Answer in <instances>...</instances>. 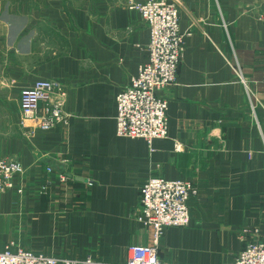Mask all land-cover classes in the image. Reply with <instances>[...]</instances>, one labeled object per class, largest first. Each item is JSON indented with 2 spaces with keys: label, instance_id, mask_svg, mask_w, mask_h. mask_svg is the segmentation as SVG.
<instances>
[{
  "label": "crops",
  "instance_id": "crops-1",
  "mask_svg": "<svg viewBox=\"0 0 264 264\" xmlns=\"http://www.w3.org/2000/svg\"><path fill=\"white\" fill-rule=\"evenodd\" d=\"M124 1L0 0V160L24 169L23 193L0 196V249L125 264L130 247L153 244L137 219L140 189L164 178L199 194L159 257L232 264L264 241V0H173L185 53L177 84L161 92L169 135L151 145L116 135V96L150 39ZM39 80L67 92L66 123L49 131L21 124L20 93Z\"/></svg>",
  "mask_w": 264,
  "mask_h": 264
},
{
  "label": "built area",
  "instance_id": "built-area-1",
  "mask_svg": "<svg viewBox=\"0 0 264 264\" xmlns=\"http://www.w3.org/2000/svg\"><path fill=\"white\" fill-rule=\"evenodd\" d=\"M123 3L139 13L146 22L150 39L147 60L140 66L130 85L116 96V135L145 139L151 145L154 140L166 139L169 135V99L162 96L161 92L177 84L179 67L185 53L180 10L173 0H125ZM66 97L67 92L61 82L37 81L31 88L21 92L22 124L32 123L41 130L49 131L66 123ZM23 174L24 169L19 162L1 161L0 194L16 188L22 194L23 189L16 182ZM198 194V188L186 181L164 178L148 180L140 189L137 219L153 229V244L130 247L125 264H168L159 257L160 240L167 229L185 228L190 224V201ZM255 233L258 235L259 230H255ZM13 247L15 244L9 243L0 249V264H101L92 259L85 262L61 261L21 248L14 250ZM232 264H264V241L248 242Z\"/></svg>",
  "mask_w": 264,
  "mask_h": 264
},
{
  "label": "rangeland",
  "instance_id": "rangeland-1",
  "mask_svg": "<svg viewBox=\"0 0 264 264\" xmlns=\"http://www.w3.org/2000/svg\"><path fill=\"white\" fill-rule=\"evenodd\" d=\"M147 1V0H146ZM145 2V1H144ZM183 33V32H182ZM241 81H242V83L244 84L245 83V81L243 80V79H241ZM22 92V91H21ZM20 96H21V93H20ZM19 104H20V98H19ZM20 112H21V106H20ZM21 117H22V112H21ZM22 121H23V117H22ZM21 124H22V122H21ZM32 125V124H31ZM30 125V123H26L25 125H23L22 124V126H23V128H25V129H27V128H33V126H31ZM16 161V160H14V159H2V160H0V162L1 161ZM16 162H18V161H16ZM17 182H18V179H17ZM16 182V183H17ZM19 187V186H18ZM18 194H21V193H19L18 192V189L16 188V189H14ZM11 191H13V190H11ZM8 192H10V191H8ZM8 192H5V193H2V194H0V196L1 195H3V194H6V193H8Z\"/></svg>",
  "mask_w": 264,
  "mask_h": 264
}]
</instances>
